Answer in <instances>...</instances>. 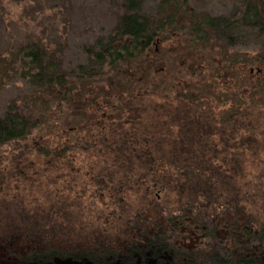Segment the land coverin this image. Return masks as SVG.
Listing matches in <instances>:
<instances>
[{
    "label": "trees",
    "instance_id": "obj_1",
    "mask_svg": "<svg viewBox=\"0 0 264 264\" xmlns=\"http://www.w3.org/2000/svg\"><path fill=\"white\" fill-rule=\"evenodd\" d=\"M55 1L54 17H59L61 23H65L74 9L75 0ZM21 2L25 3L22 13L29 20L25 16L19 19L21 23L18 28L24 27L25 35L10 50V66L36 93H46L55 101L67 104L71 116L77 112L86 113L92 105L96 111L97 107L112 106L114 100H122L124 95H132L138 89L156 90L159 87L157 84L160 80L153 77V68L162 60L151 47L156 41L172 38L177 27L173 18V13L176 15L177 12L172 4L174 6L177 0H159L154 12L145 10V0H112L116 10L114 27L109 34L98 35L86 48L85 62L73 68L64 62L68 38L66 32L60 34L55 30L57 35L46 38L43 37L45 32L36 34V12H43L45 6L42 0H0V15L6 10L5 4ZM237 3L238 7L230 15L204 13L195 17L190 13L186 30L190 31L188 40L194 43L191 48L200 43L203 48H216L229 70H239L245 74L243 63L250 65L248 59L243 62L238 59V62L233 63L228 60L229 54L232 49L253 45L262 51L257 53L258 56L264 57V0H238ZM64 37H67L66 40ZM225 79L227 88L224 92L233 98L229 110L215 112L216 109L210 107L203 109V103L197 106L199 96L203 93L192 89V94L178 95L177 99L186 106L197 108L199 112L195 115L178 113L169 118L166 116L161 122L167 128L179 126V135H183V139L178 144H181L179 147L185 155V151L190 154L195 148L201 150L200 144L184 138L191 134L189 126H214L216 134L215 129L219 130L220 126L234 121L238 107L241 110V102L249 106L258 101L262 103L260 97L264 100V76L246 85L238 79L240 86L236 87V92L231 91L229 78ZM222 105H226V102H222ZM131 117L127 124H131L132 129H119L120 133L116 134L106 132L99 136L100 140L97 139L102 141V147L107 150L101 152L108 154L109 160L104 157V160L109 161L104 163L107 169L112 166L115 170H124L132 166L134 171L145 168L149 171L140 179L134 178L135 173L128 177V182L132 181L137 188L145 186V190L141 186L137 192L145 195L146 203L134 208L124 205L118 213L113 211L107 214V217H112L108 221L118 229L115 231L118 240L124 238L125 241L119 244L120 241L114 239L116 234L113 233V227L109 226L92 233V240L88 236L70 239V233L85 231L82 224L79 226L75 223L70 232L65 229L67 237H61L64 242L57 246L48 243L47 238L38 237L32 247L14 248L8 246L7 242L12 243L17 233L34 240L36 232L48 237L47 233L54 232L49 229L50 226L54 228L53 224L59 225L48 220L37 221L27 227L23 226L27 218L20 220L19 224L10 225L0 220V224L6 228V232L0 233L10 238L3 243L6 239L0 236V264H58L69 260L79 264H264V175L259 173L249 180L235 182L238 160L248 156L249 151L258 155V148L264 145V139L259 141L256 138L261 133L254 126H244L250 134L242 144L233 145L236 152H231L230 156L221 155V151L217 150L214 156L189 160L192 157L181 153L183 157L167 158L169 161H166L156 154L149 140L141 135L139 117L135 121ZM42 119V115H35L25 107L10 105L0 115V146L27 138ZM109 119L111 122L115 120L113 116ZM168 136V142L176 145L171 134ZM221 140L226 149L222 152H226L228 147L231 148V139L222 136ZM158 145L164 147L160 142ZM174 146H169V151L178 152ZM254 160L258 161L252 159L251 162ZM166 165L175 169L176 177L171 176L163 184L156 175ZM160 184L174 188L170 192L175 193V196L171 195L173 200L167 199V205L159 206L160 201L150 191L153 186ZM132 199L118 198V204L122 205L123 201L130 204ZM149 207L157 209L159 218L146 219L145 213ZM3 213L7 212H0V218ZM120 224L122 228H119ZM58 232L60 230L56 229Z\"/></svg>",
    "mask_w": 264,
    "mask_h": 264
},
{
    "label": "rangeland",
    "instance_id": "obj_2",
    "mask_svg": "<svg viewBox=\"0 0 264 264\" xmlns=\"http://www.w3.org/2000/svg\"><path fill=\"white\" fill-rule=\"evenodd\" d=\"M42 1L45 4L43 12H36V34L41 35L42 32H45L43 37L46 38L57 35L55 30L60 34L66 32L68 38L66 37L67 44L63 56L64 62L70 68L84 63L87 46L92 44L98 35L109 34L116 22V10L112 0H75L74 9L65 23H61L59 17H54L55 0ZM185 1L177 0L174 4L175 8L172 4L173 9L177 12L176 15L173 13L177 27L172 38L167 41H156L151 47V50L156 51L162 60L153 68V77L157 81L160 80V83L157 84L159 87L156 90L138 89L132 95H124L122 100H114L111 102L112 106L96 108V111L95 106L92 105L86 113L77 112L75 116L70 115L67 104L55 101L52 96L46 93H36L11 68L10 50L16 41L25 35V28H18L21 23L19 19L25 16L29 20V17L22 13L25 3L5 4L6 10L0 15V115H3L6 109L14 104V106L27 108L35 115H42L43 119L27 138L0 146V209H2L0 212H7L3 213L0 220L1 223L10 225V223L19 224L20 220L27 218L28 221L24 219L23 222V226L27 227H31L32 223L37 221L50 220L52 224L57 222L59 226L54 224V228L50 226L49 229L54 232L47 233L48 237L42 233L36 234V232L34 240L28 236L25 237L24 234L17 233L11 243L8 241L10 238L7 239L6 236H3L6 228L0 224V231H3L0 236L6 239L3 240V243L8 241L7 245L14 248L32 247L31 245L36 243V239L38 240L39 237L47 238L48 243L57 246L64 242L62 238L67 237L65 229L70 232L75 223H78L79 226L82 224L85 231H81L82 234L78 231L70 233V239L88 236L89 240H92L94 237L92 233L99 232L106 226L113 227V233H115L118 229L108 221L112 217H107V214L113 211L118 213L119 210L121 211L120 207H124V205L134 208V206L138 207L146 203L145 195L142 192H137L142 185L137 188L132 181L128 182V177H132L135 173L134 178L137 179L149 171L147 168L134 171L132 166L124 170H115L112 166L107 169L104 163L109 161L104 160V157L108 158V154L101 153L107 150L102 147L104 145L101 143L102 141H97V139L100 140L99 136L106 132L120 133L119 129L130 130L133 126L127 124L129 117L132 116V121L139 117L141 120V124L138 126L139 131L147 141L149 140L148 143L154 147L159 157L164 160L183 157L181 155L184 153L179 147L181 144H178V141L183 139V135H179V126L167 128L161 122L166 116L169 118L178 113L195 115L199 110L181 103L177 99L178 95L191 93L190 91L195 89V92L203 93L199 96L200 101L197 106L203 103V109L210 107L216 109L215 112H221L223 109L227 111L231 107L233 98L224 92V89L227 88L224 79L229 78L231 91L236 92V87L240 86L238 79H241L242 83L246 85L254 82L256 78H260L257 72V68L260 66L257 55L262 52L260 48L249 45L231 50L229 61L234 63V61L238 62V59L241 62L248 59L250 62V65L245 67L244 74L239 70V72L234 69L229 70L222 54L216 51V48L210 46L203 48L202 43L191 48L194 43L188 40L190 31L186 30V20L189 17H199L204 13L230 15L238 7V0H187V3ZM158 2L159 0H145V10L154 12ZM250 68L256 70L251 73ZM95 95L97 96V94ZM222 102H226V105H222ZM243 103L241 102L239 105L241 110L238 107L234 121L229 125L220 126L219 130L215 129L216 134H214V126L188 127L191 134L188 137L185 135L184 138L195 141L194 144L201 145V150L195 148V151L190 154L185 151L186 155L192 157L189 160L214 156L217 150L221 151V155L230 156L231 152L234 154L236 148L233 145L242 144L250 134L244 129V126H254L257 132L261 133L256 138L259 141L264 139V106L260 102H254L249 106ZM200 112L203 111L200 110ZM110 116L114 117L113 122L109 119ZM168 134H171L172 138L176 140V145L168 142ZM222 136L231 139V148L228 147L226 152H222L226 150L223 148ZM136 138L141 139V137ZM159 142L164 147H160ZM172 145H175V150L178 152L169 151V146ZM254 154L257 153L249 151L248 156H243L238 160L236 183L249 180L259 173L264 175V145L258 148V155ZM186 155L184 154V156ZM252 159H258V161L251 162ZM178 161L181 162L180 158ZM89 162L92 164H88ZM159 175L160 177H158ZM159 175H156V178L162 179L163 184L171 176L176 177L175 169L167 165L161 169ZM142 190H145V186H142ZM173 190L174 188L167 184L153 186L150 189L152 195H156L160 201L159 206L167 205L168 198L173 200L175 193L170 192ZM171 195L173 196L171 197ZM118 198H124V200L133 198V201L129 202L130 204L123 201L122 205H119ZM58 201L60 203H56ZM146 211V219L159 218L156 208L149 207ZM119 228H122L121 224ZM56 229L60 232L56 233ZM115 234L114 239L117 242L120 241L119 244L125 241L124 238L118 240V233ZM65 243L79 244V242ZM57 263L79 264L77 261L71 263L70 260ZM80 264L90 263L81 262Z\"/></svg>",
    "mask_w": 264,
    "mask_h": 264
},
{
    "label": "flooded vegetation",
    "instance_id": "obj_3",
    "mask_svg": "<svg viewBox=\"0 0 264 264\" xmlns=\"http://www.w3.org/2000/svg\"><path fill=\"white\" fill-rule=\"evenodd\" d=\"M258 56V55H257ZM260 61V66H258V68H257V72H258V75L260 76V78H263V76H261V75H263L264 74V57L263 56H258L257 57V61ZM247 63H243V71L245 70V67H247ZM256 69H254V68H250V72L251 73H253L254 71H255ZM264 82V81H263ZM260 101L262 102V103H264V100H263V97H260ZM259 102V101H258ZM98 109H100V107H97Z\"/></svg>",
    "mask_w": 264,
    "mask_h": 264
}]
</instances>
